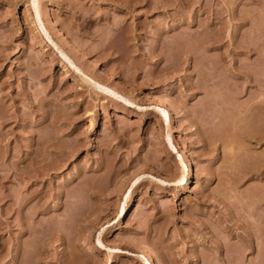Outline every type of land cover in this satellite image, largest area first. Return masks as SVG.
Returning a JSON list of instances; mask_svg holds the SVG:
<instances>
[{"label": "rangeland", "instance_id": "1", "mask_svg": "<svg viewBox=\"0 0 264 264\" xmlns=\"http://www.w3.org/2000/svg\"><path fill=\"white\" fill-rule=\"evenodd\" d=\"M144 257L264 264V0H0V264Z\"/></svg>", "mask_w": 264, "mask_h": 264}, {"label": "bare ground", "instance_id": "2", "mask_svg": "<svg viewBox=\"0 0 264 264\" xmlns=\"http://www.w3.org/2000/svg\"><path fill=\"white\" fill-rule=\"evenodd\" d=\"M37 21V20H36ZM163 108V110H164V107H162ZM160 113H161V116H167V114H166V112H163L162 110L160 111ZM131 212V211H130ZM132 213V212H131ZM130 215V214H129ZM132 215V214H131ZM96 243H98L97 241H96ZM142 264H149L148 263V261H147V258L146 257H144V259L142 260Z\"/></svg>", "mask_w": 264, "mask_h": 264}]
</instances>
